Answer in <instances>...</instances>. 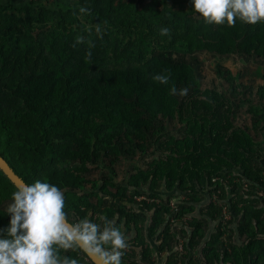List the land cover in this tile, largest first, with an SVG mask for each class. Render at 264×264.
<instances>
[{
	"label": "trees",
	"instance_id": "trees-1",
	"mask_svg": "<svg viewBox=\"0 0 264 264\" xmlns=\"http://www.w3.org/2000/svg\"><path fill=\"white\" fill-rule=\"evenodd\" d=\"M145 1L0 0V156L25 183L57 184L70 222L113 220L122 264H264V89L246 119L175 57L264 59V22L209 24L190 0ZM14 190L0 170V228Z\"/></svg>",
	"mask_w": 264,
	"mask_h": 264
},
{
	"label": "clouds",
	"instance_id": "clouds-1",
	"mask_svg": "<svg viewBox=\"0 0 264 264\" xmlns=\"http://www.w3.org/2000/svg\"><path fill=\"white\" fill-rule=\"evenodd\" d=\"M191 9L206 23L231 26L264 22V0H190ZM90 10L81 6L78 12ZM97 25L96 31L100 32ZM167 36L170 29H159ZM77 41L83 37L77 36ZM90 54V53H89ZM168 75L153 79L167 83ZM170 93L183 95L187 88L170 87ZM65 197L57 184L46 179L23 183L11 192L4 214L7 225L0 228V264H80L76 258L61 256L60 250L78 249L96 264H122L127 240L114 221L81 218L70 222L64 211ZM3 214V215H4Z\"/></svg>",
	"mask_w": 264,
	"mask_h": 264
},
{
	"label": "rangeland",
	"instance_id": "rangeland-1",
	"mask_svg": "<svg viewBox=\"0 0 264 264\" xmlns=\"http://www.w3.org/2000/svg\"><path fill=\"white\" fill-rule=\"evenodd\" d=\"M158 3L159 0H148L141 2V5L149 7L151 4L156 6ZM175 57L193 66L197 75L201 69L202 75L200 79L204 87L225 91L241 105L239 113L244 118H248L246 110L249 103L245 100L247 99L255 105L259 98V90L264 89V79L262 77L264 75V59L246 55L221 57L207 53L177 54ZM226 77L229 79V82L225 79ZM261 146L264 148V144H261ZM121 165L123 166L122 161L117 166L118 173L115 177L116 180H120L123 176L120 172L122 170ZM99 169V166L95 164L92 172L88 173L91 175L90 178H99Z\"/></svg>",
	"mask_w": 264,
	"mask_h": 264
},
{
	"label": "water",
	"instance_id": "water-1",
	"mask_svg": "<svg viewBox=\"0 0 264 264\" xmlns=\"http://www.w3.org/2000/svg\"><path fill=\"white\" fill-rule=\"evenodd\" d=\"M0 170L3 174L8 178V180L15 186H19L20 184L25 183L8 165V163L4 160L3 157L0 156ZM92 264H96V261L88 258Z\"/></svg>",
	"mask_w": 264,
	"mask_h": 264
},
{
	"label": "built area",
	"instance_id": "built-area-1",
	"mask_svg": "<svg viewBox=\"0 0 264 264\" xmlns=\"http://www.w3.org/2000/svg\"><path fill=\"white\" fill-rule=\"evenodd\" d=\"M140 199H144V197H138L137 198V200H140ZM171 207L173 208V209H175V211H176V208H175V204H174V202L173 203H171ZM224 217L227 219V214L224 212ZM177 245H178V250L179 251H181L182 250V245H183V241H182V239H179L178 240V243H177Z\"/></svg>",
	"mask_w": 264,
	"mask_h": 264
},
{
	"label": "crops",
	"instance_id": "crops-1",
	"mask_svg": "<svg viewBox=\"0 0 264 264\" xmlns=\"http://www.w3.org/2000/svg\"><path fill=\"white\" fill-rule=\"evenodd\" d=\"M161 263V261H159Z\"/></svg>",
	"mask_w": 264,
	"mask_h": 264
}]
</instances>
